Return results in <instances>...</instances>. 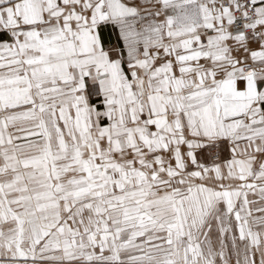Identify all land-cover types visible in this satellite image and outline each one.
Instances as JSON below:
<instances>
[{
	"label": "snow or ice",
	"instance_id": "1",
	"mask_svg": "<svg viewBox=\"0 0 264 264\" xmlns=\"http://www.w3.org/2000/svg\"><path fill=\"white\" fill-rule=\"evenodd\" d=\"M0 264H264V0H0Z\"/></svg>",
	"mask_w": 264,
	"mask_h": 264
}]
</instances>
